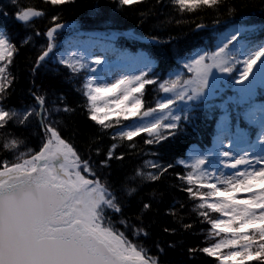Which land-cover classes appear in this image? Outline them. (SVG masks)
<instances>
[{"label": "snow or ice", "instance_id": "1", "mask_svg": "<svg viewBox=\"0 0 264 264\" xmlns=\"http://www.w3.org/2000/svg\"><path fill=\"white\" fill-rule=\"evenodd\" d=\"M75 3L0 0V264H264V0Z\"/></svg>", "mask_w": 264, "mask_h": 264}, {"label": "trees", "instance_id": "2", "mask_svg": "<svg viewBox=\"0 0 264 264\" xmlns=\"http://www.w3.org/2000/svg\"><path fill=\"white\" fill-rule=\"evenodd\" d=\"M246 2L249 5H254L255 7H249L245 9V13L247 15L252 16L254 19L258 20V22L261 20V13L259 9L260 0H246ZM22 4H35L37 6L41 5V0H21ZM100 3L107 7L108 11L111 13L113 12V0H76V3L74 5H67L63 9V18L67 20L69 23H76L84 25V28L82 30H89L90 26L95 25L99 23L97 20H95L90 14H89V8L88 6L90 4H96ZM115 16L118 19L117 26L113 28L114 31H120V32H137V12L134 7H129L126 11H120L118 9L115 10ZM195 19V18H193ZM205 23H210V21L205 20ZM47 23V18L37 20L36 24L39 27H43ZM146 29L147 26H144ZM101 30V29H97ZM23 31V29H21ZM173 34L176 33L175 26H173ZM185 31H187V28H185ZM210 35V28L205 29L203 32L200 33L201 36H204L206 43L207 35ZM196 46H200L203 44H200L198 41L194 42ZM126 47H130V50L133 48H147L148 42L145 40H141L139 38L135 40H129ZM24 56L25 53L22 52L19 57L16 59V64L13 66L14 70L16 66H19V68L23 69L24 67ZM153 87L154 86H146V95H145V103H149L154 101V97L156 96L153 94ZM20 84L17 85V90H19ZM78 99V96L74 97ZM13 102H16L18 100V94L13 95L12 97ZM83 116H78L77 120L80 122L84 121ZM130 121H125V123H129ZM94 122L89 121L88 124L91 125ZM204 125L201 124L200 129L203 131ZM202 136H197L195 134H190L187 136L182 137L179 141H174L171 145H169L170 149L177 152L178 154L181 153V150L184 152L187 151V147L191 143H196L200 141ZM210 139V138H209ZM127 163V162H126Z\"/></svg>", "mask_w": 264, "mask_h": 264}, {"label": "rangeland", "instance_id": "3", "mask_svg": "<svg viewBox=\"0 0 264 264\" xmlns=\"http://www.w3.org/2000/svg\"><path fill=\"white\" fill-rule=\"evenodd\" d=\"M255 20H256V19H255ZM256 21L258 22V20H256ZM210 34H211V31H210ZM206 43H207V40H206ZM200 46H202V45H200ZM153 94L156 95V96L154 97L155 99L157 98L158 95H163L162 93H158L154 87H153ZM155 99H154V100H155Z\"/></svg>", "mask_w": 264, "mask_h": 264}]
</instances>
